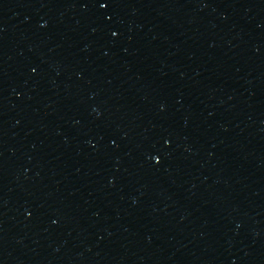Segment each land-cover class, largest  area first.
<instances>
[{
    "label": "water",
    "instance_id": "obj_1",
    "mask_svg": "<svg viewBox=\"0 0 264 264\" xmlns=\"http://www.w3.org/2000/svg\"><path fill=\"white\" fill-rule=\"evenodd\" d=\"M0 264H264V94L0 0Z\"/></svg>",
    "mask_w": 264,
    "mask_h": 264
}]
</instances>
